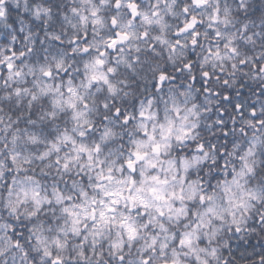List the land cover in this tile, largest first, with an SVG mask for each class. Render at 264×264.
<instances>
[{"label":"clouds","instance_id":"9594fccd","mask_svg":"<svg viewBox=\"0 0 264 264\" xmlns=\"http://www.w3.org/2000/svg\"><path fill=\"white\" fill-rule=\"evenodd\" d=\"M0 264H264V0H0Z\"/></svg>","mask_w":264,"mask_h":264}]
</instances>
